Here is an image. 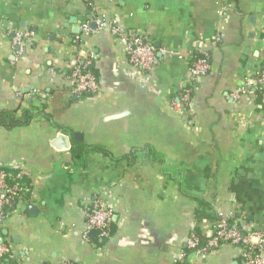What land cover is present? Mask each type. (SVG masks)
Listing matches in <instances>:
<instances>
[{"label": "crops", "instance_id": "1", "mask_svg": "<svg viewBox=\"0 0 264 264\" xmlns=\"http://www.w3.org/2000/svg\"><path fill=\"white\" fill-rule=\"evenodd\" d=\"M113 21L159 50L151 72ZM20 31L34 37L18 58ZM193 55L210 66L197 82ZM87 56L100 91L75 96ZM263 67L264 0H0V115L34 113L0 123V167L28 188L0 223V264H243L230 247L181 259L214 212L264 236V104L254 86L234 97ZM96 200L107 240L88 231Z\"/></svg>", "mask_w": 264, "mask_h": 264}, {"label": "built area", "instance_id": "2", "mask_svg": "<svg viewBox=\"0 0 264 264\" xmlns=\"http://www.w3.org/2000/svg\"><path fill=\"white\" fill-rule=\"evenodd\" d=\"M81 27L84 33L90 31L87 22ZM109 28L114 35L127 39V54L132 65L140 68L143 72H151L158 63L159 58V50L153 45L152 41L140 35H129L118 26L116 21H113ZM33 37L34 33L31 31H20L14 34L13 44L16 47L18 58L25 54L26 45ZM166 52L164 49L160 50L161 54ZM84 59L83 64L75 66L68 75L70 92L75 96L94 95L100 91L98 78L91 69L92 56L84 57ZM209 70L208 56H191L190 73L193 81L197 82L198 79L206 76ZM245 83V86L236 89L234 97L239 98L241 95L247 94L254 86L261 102L264 104V67L257 77L254 79L249 78ZM186 97H189L188 93ZM26 191H28V188L25 182L19 181L16 184H10L7 169L0 167V223H4L8 219L10 206L21 199ZM215 214L216 220L209 226L191 231L185 242L181 260L186 261L188 256L192 254L205 255L213 250L230 247L240 249L243 264H264L263 234L260 232H245L234 225L232 219L221 211L215 212ZM111 220L112 211L108 209L102 200H96L88 209V231L97 233L103 240L111 237L109 229ZM4 257L13 258L12 246L0 244V259Z\"/></svg>", "mask_w": 264, "mask_h": 264}, {"label": "trees", "instance_id": "3", "mask_svg": "<svg viewBox=\"0 0 264 264\" xmlns=\"http://www.w3.org/2000/svg\"><path fill=\"white\" fill-rule=\"evenodd\" d=\"M198 57H200L198 55ZM34 116V113L32 112H27L25 113V115L23 116L22 119H24L26 121V123L28 121H30ZM22 119H19V118H12L11 116H9L8 114H1L0 115V123H7L9 126H17V125H20V124H24V120ZM151 153L147 152L146 155L147 156H152L150 155ZM155 156V155H154ZM7 172H8V180L10 182V184H16L19 182V178L17 176H15L12 171H10L9 169H7ZM216 220V214L215 212L211 215V222L215 221ZM233 222V221H232ZM197 230H199V227H197ZM7 257H4L2 259H0V261H4ZM9 259V258H7ZM179 264H183V263H179Z\"/></svg>", "mask_w": 264, "mask_h": 264}, {"label": "water", "instance_id": "4", "mask_svg": "<svg viewBox=\"0 0 264 264\" xmlns=\"http://www.w3.org/2000/svg\"><path fill=\"white\" fill-rule=\"evenodd\" d=\"M93 234H94V232H93Z\"/></svg>", "mask_w": 264, "mask_h": 264}]
</instances>
